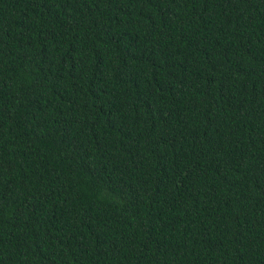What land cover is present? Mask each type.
<instances>
[{"label":"trees","instance_id":"trees-1","mask_svg":"<svg viewBox=\"0 0 264 264\" xmlns=\"http://www.w3.org/2000/svg\"><path fill=\"white\" fill-rule=\"evenodd\" d=\"M0 264H264V0H0Z\"/></svg>","mask_w":264,"mask_h":264}]
</instances>
